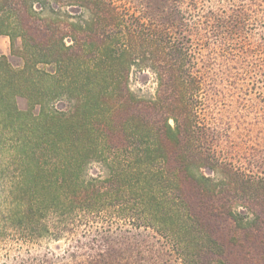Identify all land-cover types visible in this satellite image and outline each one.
<instances>
[{
  "label": "trees",
  "instance_id": "16d2710c",
  "mask_svg": "<svg viewBox=\"0 0 264 264\" xmlns=\"http://www.w3.org/2000/svg\"><path fill=\"white\" fill-rule=\"evenodd\" d=\"M207 1L0 0V35L22 61L0 56V114L39 108L20 156L53 162L69 204L58 208L107 206L134 227L165 228L185 238L191 264L197 250L208 264H264V174L243 166L264 170V138L244 157L240 125L204 102L234 69L211 76L220 52L243 49L235 42L264 0ZM135 70L153 74V97L131 89ZM17 96L30 111L12 110Z\"/></svg>",
  "mask_w": 264,
  "mask_h": 264
},
{
  "label": "rangeland",
  "instance_id": "374dc122",
  "mask_svg": "<svg viewBox=\"0 0 264 264\" xmlns=\"http://www.w3.org/2000/svg\"><path fill=\"white\" fill-rule=\"evenodd\" d=\"M241 1L204 3L229 7ZM263 39L264 14H255L248 32L235 42L244 51L233 50L236 56L220 52L211 68V76L220 75L217 69L227 65L234 68L223 75L226 79L219 84L222 94L219 99H204L205 109L212 117L224 114L234 120V127L240 125L234 132L237 133L234 140L242 144L244 157L249 153L248 148L259 143V137L264 138ZM242 51L245 55H241ZM202 54H207V50ZM0 56H6L14 67L22 65L11 54L8 36L0 35ZM129 84L145 97L155 95L156 83L149 71L135 70ZM11 107L13 111V107L30 111L26 98L21 96L13 99ZM38 112L37 107L32 115ZM32 115L23 116L22 120L15 117L5 120L0 114V264H191L180 250L185 238L172 236L165 228L134 227L107 206L89 213L76 207L58 208V202L69 204L60 195L54 167H51L53 162L42 156H37L35 161H26L27 158L20 156L30 153L27 127ZM244 161L239 159L237 164ZM36 164L44 167L45 172L39 173ZM243 166L255 174H264V170ZM97 172L91 166L89 174ZM191 254L195 264H208L199 250Z\"/></svg>",
  "mask_w": 264,
  "mask_h": 264
}]
</instances>
